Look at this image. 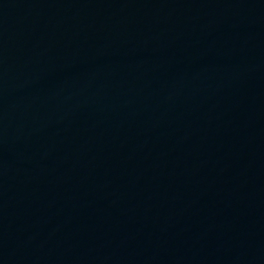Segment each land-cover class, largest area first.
<instances>
[{"label": "water", "instance_id": "1", "mask_svg": "<svg viewBox=\"0 0 264 264\" xmlns=\"http://www.w3.org/2000/svg\"><path fill=\"white\" fill-rule=\"evenodd\" d=\"M0 264H264V0H0Z\"/></svg>", "mask_w": 264, "mask_h": 264}]
</instances>
